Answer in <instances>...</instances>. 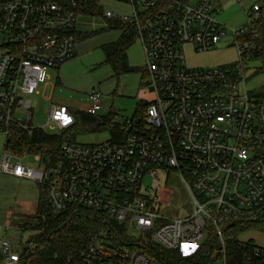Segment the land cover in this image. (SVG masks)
Masks as SVG:
<instances>
[{"label":"built area","instance_id":"built-area-1","mask_svg":"<svg viewBox=\"0 0 264 264\" xmlns=\"http://www.w3.org/2000/svg\"><path fill=\"white\" fill-rule=\"evenodd\" d=\"M87 1L0 0V133L8 136L12 124L35 127L32 96L49 78L48 69L76 57V23ZM103 1L98 0L101 9L109 0ZM112 1L129 11L105 8L102 14L136 25L145 57L142 85L154 98H137L141 112L116 119L117 141L65 142L63 160L53 168L24 165L5 150L0 175L36 182L55 213L71 205L98 211L106 227L90 240L82 264H153L139 245L142 237L150 234L163 248L187 253L211 231L219 241L211 259L227 264L228 226L264 219V97L250 93L245 74L258 47L261 5L252 6L247 22L227 26L216 17V0ZM222 41L235 45L237 62L184 66V44L209 51ZM88 95L84 112L100 115L102 93L95 87ZM75 120L67 105L50 109L48 123L59 132ZM170 169L192 197V214L161 212L173 193L161 185L160 173ZM114 225L126 227L128 238L116 235ZM0 254L3 264L19 262L6 238L0 239Z\"/></svg>","mask_w":264,"mask_h":264},{"label":"rangeland","instance_id":"rangeland-1","mask_svg":"<svg viewBox=\"0 0 264 264\" xmlns=\"http://www.w3.org/2000/svg\"><path fill=\"white\" fill-rule=\"evenodd\" d=\"M111 2L115 6L111 5ZM117 4V2L109 0L103 3L102 9L129 11L128 6ZM254 4L263 5V0H225L221 3V11L216 17L225 25L236 20L247 22V12ZM83 19L87 21L85 24L81 23ZM107 24L103 14L90 15L86 18L78 17L76 27L89 34L78 42V59L80 60L71 66L62 65L48 69L49 78L46 83L40 84L39 93L32 96L33 117L31 123L33 126L41 127L49 134L61 133L48 123L51 107L61 103L71 105L74 104V101H78L79 104L75 107L85 109L90 101L88 94L95 87L100 90L103 96L99 114L106 115L113 109L118 121L134 115L138 107L137 96L140 101H150L154 98V92L148 86L142 85L145 57L139 38L129 48L128 56L130 65L141 68L140 71L116 73L109 64L105 63L101 45L115 41L121 34L120 29L109 28ZM182 49L185 55L184 66L190 69L221 67L238 61L236 47L228 41L220 42L209 51H196L192 44H184ZM259 66L260 63L256 60L245 64L246 86L250 93L256 97H262L260 90L264 86V73L258 71ZM16 116L20 119L24 118L22 112H18ZM110 138L109 130L75 133V141L82 144L101 143ZM6 139L7 135L0 133V156L5 151ZM22 157L21 161L24 165L35 169L40 167V162L33 154ZM160 178L161 185L166 186L173 193L172 202L162 209V214L167 217L192 214L194 211L193 200L180 174L176 170L170 169L161 172ZM145 180L150 181V177L147 176ZM37 199L38 185L36 182L0 175V239L4 237L8 239L17 251L25 246L28 236L32 234V232H20L17 226L33 218L36 213ZM206 239L207 237L196 250ZM239 240L252 241L258 248L264 249V232L262 230L253 229L244 232L239 235ZM193 253L187 252L185 256H191ZM214 264L224 263L216 260Z\"/></svg>","mask_w":264,"mask_h":264},{"label":"trees","instance_id":"trees-1","mask_svg":"<svg viewBox=\"0 0 264 264\" xmlns=\"http://www.w3.org/2000/svg\"><path fill=\"white\" fill-rule=\"evenodd\" d=\"M262 16L257 21L256 28L259 33L258 47L253 60L258 61V71L264 73V0L260 6ZM98 0H88L81 8L87 15L101 14ZM109 28L120 29L119 38L101 46L105 56V63L109 64L116 73L124 71H140L128 63V50L138 38V30L134 23L107 19ZM89 35V34H87ZM79 38L78 32L76 33ZM264 97V86L260 90ZM141 112L142 108L137 107ZM75 124L59 134H49L41 127L25 129L12 124L8 133L5 150L18 157L28 154L39 155L40 163L47 168L55 167L63 160L61 147L65 142L75 141L78 131L109 130L111 141L119 139V123L116 121V112L111 109L106 115H91L84 111H73ZM106 227L98 211L71 205L66 210L55 213L44 199L40 190V197L36 213L29 221L18 225L20 232H32L27 243L18 250L19 262L17 264H82L86 248L102 228ZM262 230L264 232V219L255 222L234 223L226 229V259L227 264H264V249L258 248L254 242H243L239 235L249 230ZM113 232L121 239L128 238L127 228L123 225H114ZM113 234V237L115 236ZM143 252L150 257L153 264H214L211 256L218 248L219 241L211 231L207 239L191 255L185 256L180 249L169 250L156 243L150 234L142 237ZM256 249L259 255L255 256ZM251 260L247 263V258ZM0 254V264L2 263Z\"/></svg>","mask_w":264,"mask_h":264},{"label":"crops","instance_id":"crops-1","mask_svg":"<svg viewBox=\"0 0 264 264\" xmlns=\"http://www.w3.org/2000/svg\"><path fill=\"white\" fill-rule=\"evenodd\" d=\"M225 0H216V5L218 6V7H220V5H221V3H223ZM226 1H228V0H226ZM111 5H113L112 4V2L110 3ZM117 5H121V4H117ZM113 6H115V5H113ZM245 8V7H244ZM102 12V11H101ZM249 12H250V10H249ZM249 12H247L246 14H247V19H248V16H249ZM102 14V13H101ZM88 16H90V15H87V14H84V13H81L80 15H79V18L81 17V18H86V17H88ZM247 19H246V21H247ZM107 20V19H106ZM87 21L85 20V19H83L82 21H81V23L82 24H85ZM243 23H245V22H241L240 20H236L235 22L233 21L232 23H230L229 22V25L228 24H226V25H228V26H239V25H242ZM78 29V28H77ZM78 34H79V38L77 39V54H76V57L74 58V59H72V60H70V61H68V62H66V63H64V64H62V65H66V66H71V65H73L74 63H77L80 59H78V52H79V49H78V42L79 41H81L82 39H84L83 37H87L88 35V33L87 32H83V31H80V29H78ZM117 40V39H116ZM115 40V41H116ZM111 42H114V41H111ZM107 43H110V42H107ZM104 44H106V43H104ZM103 45V44H102ZM101 45V46H102ZM102 49V48H101ZM104 54V53H103ZM127 56H128V53H127ZM104 60H105V56H104ZM128 63H129V56H128ZM130 64V63H129ZM61 65V66H62ZM137 98H138V96H137ZM61 104H64V105H67L72 111H84L85 109H81V108H78V107H75V105H77V104H79V102L78 101H74V104H71V105H68V104H65V103H61ZM34 156H36V155H34ZM21 158H23V157H21ZM1 175H3V174H1ZM5 176H8V177H13V178H16V179H19V180H26V181H30L29 179H25V178H17V177H14V176H9V175H5ZM39 197H40V188H39V186H38V199H37V201H36V209H37V206H38V201H39ZM17 228H18V226H17ZM5 238V237H4Z\"/></svg>","mask_w":264,"mask_h":264}]
</instances>
